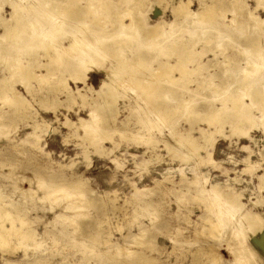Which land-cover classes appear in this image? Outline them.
Masks as SVG:
<instances>
[{"label":"rangeland","instance_id":"rangeland-1","mask_svg":"<svg viewBox=\"0 0 264 264\" xmlns=\"http://www.w3.org/2000/svg\"><path fill=\"white\" fill-rule=\"evenodd\" d=\"M177 1L178 0H146L144 7L146 8L145 16L147 21L150 24H153L158 20L164 22L171 21V19H174L171 8ZM183 1H189L188 8L194 12L201 10L202 6L205 7V5L211 4V0ZM221 2L222 3L215 5L217 12L222 10L220 9V5L222 4L223 7L221 8H223V11L225 8H227V10L229 8V0H221ZM243 2L246 5V12H244L242 16H239L241 21L237 24V28L234 27L231 30V27L233 26V24H230L231 18L233 17L231 11L225 10L223 17L221 15L220 18L218 17L223 27V32L219 35L221 38V42L218 45L219 47L217 46L213 49L209 48L212 47L213 42L216 40H213V42L209 44L203 43L204 38L210 37L211 39L215 34L217 35L216 31H208L204 34L205 36L201 37H199V35L195 36L197 41L195 45H192V50L203 51L207 49L202 55L197 56L195 60L204 63V74L212 75L209 79H207V77L202 78V75L197 73H190L185 80L177 81V83L176 81H168L166 77H160L158 79L159 81L155 82H158L160 84L159 86L162 85V88L166 90V93H160V96H151L152 98L155 97L152 99L148 93L150 89L146 90L145 88H140L137 81L138 79L131 81L129 78L138 77L139 79L148 81L147 79L154 80V77L146 72H137L138 70L130 71L127 68L126 74L121 76V81L119 79L117 80V83H114L117 84L114 85L115 89L113 88L115 90L113 91L114 95L112 97L105 95L101 96L97 95L93 89H89L88 85L97 88L102 79H107L106 70L110 69V64L105 60L102 64L101 70L98 71L92 69L88 71L87 85L80 82H74L71 78L67 81L68 86L74 91V94H76L77 89H79L80 92L86 95V99L89 101L87 104L82 103L78 96L73 97L70 101L66 100L65 91L56 90V85L53 83L54 81H52V77V80L46 79V82L45 80L37 81L35 77L30 78L29 81H27V83H29L28 85H30L29 89L25 88L21 81L18 82L17 80L12 82L13 87L25 96L29 102V106H31L29 109L30 111L28 110L26 112L27 116L24 112L22 113L20 110L16 109L10 120H7V113L5 111H8V109L13 107L8 108V105L4 104L3 101L6 96H12V91L8 88L4 90L6 93L0 96V148H2L0 150V156H4L0 157L3 158V161H0V191L7 195L4 197V200L9 201L5 207L12 208L15 212L17 211L16 207L19 208V210L23 209L22 213H26V218H31L29 226L31 230L35 232V235L43 234L46 231L47 233L51 232V240H48L45 243V246H47V248L49 246V250H51L50 255L53 257L52 261L54 264H143L140 258H144L146 255L155 258V260H157L156 264L157 262L158 264H211L212 262L213 264H219V259L220 264H243L242 261L247 262L246 264H264V249L259 243H257V238H259L261 233L260 231L264 229V159L261 155L264 151V121L262 122V120H264V117H262L264 115V107L262 106L264 105V102H262L264 99L258 100L256 105L251 108L249 115L252 122L246 120L244 121V124H241L242 129H247V132L244 134L238 131L232 133L230 130L232 126L227 121H225L222 126H219L217 123L216 125L208 124L203 120V117H201L204 114L205 106H207V104L212 103L213 108L220 107L221 105L219 100H214L216 95L212 92V83L222 86L223 83L226 84L231 82L229 81V76L232 75V77H239L241 74V68L246 65L247 57L252 56V53L256 52H252L249 49L255 42L262 43L258 50H264V23L258 25L254 19L249 18L247 15V11L253 10V14L257 17H264V7L260 6L255 8L256 0H243ZM125 5L126 4L121 5L119 9L125 7ZM216 6L218 7L216 8ZM10 11L11 8L8 3L0 0V18H9ZM223 11H221V13ZM90 16L91 15L89 14L87 18ZM248 20L250 22H248ZM95 21L88 22L89 26L91 25L95 27L100 24L110 23L108 17H101V15ZM3 29V24L0 20V34L3 32ZM73 29H76L74 23L67 25L65 34H62L61 37H59V34L56 36V39H59L58 42H67L71 37L69 30ZM188 36L189 33L184 29L178 32V38H181L182 42L191 39V36L190 38ZM221 43H224V45ZM128 50L127 47H124L123 49L126 53ZM161 50L158 51V49H156L152 54L148 53V55L150 54V58L148 59L150 61L149 65H152V68L156 67L155 72H157V74L159 73V68L157 67L160 61L168 58L171 60V63H174L176 59L174 54L166 57L167 50ZM48 51L50 52H47L46 54L53 53V50ZM42 52L43 42H39L37 46V44L27 43L26 41L14 54L17 55L23 63L27 59H30V63L34 64V71L36 73H41L44 71V68L41 66L38 67L37 65L47 60V57H44ZM156 54L159 55L157 59L156 57H154V59L153 57L151 58V56ZM215 54L217 56H215ZM0 55H3L1 54V50ZM6 56L11 57L12 55L6 54ZM225 58L227 59L225 60ZM5 63L6 62L0 60V77L8 73L7 64ZM193 66V62H186V69H190ZM104 67L108 69H104ZM60 70L61 69L56 70V75L59 73H67ZM173 72L171 76L176 77L179 75V72ZM123 76H125L124 79L122 78ZM232 77H230V79ZM49 81L52 82L50 83ZM7 82L4 83L7 84V86H10V81ZM199 84H201L200 87H197ZM239 84L240 83L238 82L236 85L232 81V84L228 86L235 91ZM7 86L4 85L3 87ZM227 92L229 91H226L225 93L227 94ZM111 98H113V100ZM190 98L198 104L197 116H191L188 113V110H186V107H184L183 110L179 109V104L185 105L184 101H187ZM103 99L113 101L112 108L114 111H110L108 106L100 111L101 116L100 113L98 115L97 111V120L100 122L105 120L106 122L103 123L104 126L101 125L103 128H98L96 134H91V136L93 135L92 137L90 134L89 136L86 135L80 128H74L73 125L68 127L63 123L67 117L78 124L77 120L79 117H89L90 109L93 105L95 103H105ZM139 99L141 102L138 101ZM145 100H147V102ZM136 101L140 102L139 104L142 109L140 107L137 108V105H134L136 108L133 106V104H136ZM246 101L249 102V98H247ZM44 102L47 104L46 106L53 105L54 103H57L58 105L56 108L50 109L44 106ZM165 102L173 104V108L167 112L168 114H166L165 111L163 113L158 112L159 110L154 108L157 107L158 104ZM150 103H154L153 107ZM145 104L148 105V108L145 107ZM259 105L263 108L262 110L259 109ZM149 106H151V108ZM143 108H147L148 110L145 111ZM150 109L151 111L152 109L153 111L155 110L154 112L152 111L154 115L152 112H149ZM131 110H133V112ZM104 114L109 116H104V119L101 120ZM164 114L166 116L165 118H162L164 117ZM144 118L146 120H144ZM156 118H159L160 121ZM35 120L39 124V128L42 124H45V122L51 125L48 127H51L52 130L45 131V133L42 134V138L38 141V145H40L43 150L34 148L28 143L24 145L21 142L23 136L32 131ZM161 121L162 124H160ZM41 127L45 128V126ZM121 129H124L125 132L120 133L119 130ZM200 129H204L206 132L211 131V129L212 131L216 130L214 135V145H212L210 155L206 154L207 152L202 147L197 148L198 144H202ZM106 134L111 135L108 138L102 139L101 137ZM190 135L196 140L190 142V145L192 144L191 146L189 145L188 140H184L188 139L187 136L190 138ZM94 139H96V141ZM180 140L184 141L181 143ZM17 143L19 145H17ZM172 144H175L173 148ZM8 146H12V148H7ZM174 147L177 149L175 150ZM4 148L6 150H4ZM98 148H100L101 152L97 150ZM133 154H138L140 157H134ZM137 158H140L139 161ZM246 158L248 159L245 160ZM55 166L58 169H56ZM63 168L65 169L63 170ZM52 169L57 171L55 175ZM246 169L249 170L247 171ZM13 170L15 171L14 173ZM224 170H228L227 173ZM81 171H84L83 175L81 174ZM14 174L16 175L13 177ZM74 174L76 176L80 175L79 178L82 177L81 179H83L86 184L88 183V190L73 191V188L65 186V190L58 191V187L56 186L58 184H68L69 182L67 181L72 180L74 178L73 176H75ZM53 175L54 178L52 177ZM84 175L85 177H83ZM29 176H31V178ZM179 176L181 178H179ZM156 179L160 181V185L158 183H156L157 185L154 184ZM192 179L194 181L197 179V182H194ZM39 180L42 181V183H48L46 187L52 191L49 195L50 197L42 196L45 190L42 191L44 187ZM49 180L51 181L49 182ZM178 183L180 185H178ZM201 183L202 186L205 187L207 194L209 190L208 195L206 192H198ZM259 183L261 184L259 185ZM162 185L166 187L163 188ZM147 186H158V188L156 187L154 189V187H148V189L146 188ZM168 186L170 187L168 188ZM136 187L145 188L142 190L146 191L142 192L143 195L139 197L135 196ZM210 187H215L220 190L222 189L220 191L223 193V196H220L222 200L226 196L230 197L231 194L232 196H238L241 204L243 202V209L246 210L247 216L255 213V215L261 218L259 221L260 225L258 223L255 226L256 228L249 227L245 221L246 216L243 214L240 215L241 213H238V210L231 211L230 213L233 212V214L229 213L227 217L231 215L229 217V222L232 223L231 221H233V229L228 228L224 234L223 232H215L216 234H213V236L211 235L212 233L210 234L207 232L208 229H205L203 230V233L201 232L195 236L196 229H200L201 226L208 227L210 225L209 222H212V219L213 222L218 220L217 215H219L218 211L220 209H225L224 207L229 208L227 205L224 206L220 201H218L220 204L211 201L210 195L212 192ZM61 192H63V194ZM81 193L85 194V196L83 197ZM58 195H61L62 197ZM75 195L79 199L81 198V200H77ZM128 195L135 199L132 198L129 200L130 197H127ZM40 196H42V202L38 198ZM71 197L73 198L72 200ZM127 198L130 202H128ZM69 199L71 200L70 202L72 205L75 206L66 209L67 211H63V206H65L66 203H69ZM112 200H114V202ZM132 200L135 203H133ZM210 201L211 203H208ZM53 205L54 207L52 208ZM114 205L116 207H114ZM120 206L122 207L120 208ZM207 206L209 208L212 207L211 209L213 211L209 208L207 209ZM114 208L116 209L114 210ZM61 210L64 215L62 216L63 219H61V217L59 218L60 220L57 219V225L59 226L55 225L54 228V224L49 222V220L53 218L55 212ZM235 212H237V215ZM124 216L126 218H124ZM133 219H135V221ZM131 220L133 221L131 222ZM6 223L8 224V222ZM115 224H117V226ZM140 228L145 234V238L143 237L145 243H141V246L139 243L134 245L133 243H131V245L123 243L126 242L124 241V235L131 238V234H135V232L139 233ZM249 228L252 229L250 230ZM120 229L122 231H119ZM205 231L210 235V238ZM234 232L237 233V236H235ZM105 239H108L111 243L109 242L108 244L104 242ZM11 240L14 243L17 242L15 238ZM114 242L121 245L124 244V247L128 249H135L138 253L133 255L128 254L129 256L127 254L115 255L111 253L115 248L113 244ZM202 247L206 250H203ZM109 248L111 250H109ZM207 250L213 251L214 254L218 256V260H215L216 256L213 259L214 261L211 257L209 258L206 253L203 252ZM2 252L3 251L0 249V263H3L2 260L7 257L6 253ZM194 256H196V258ZM10 257L17 259L21 256L19 253L18 256L12 255ZM192 258H194L193 263ZM235 258L237 262L235 261ZM132 261L136 263H131ZM19 264L27 263L20 262Z\"/></svg>","mask_w":264,"mask_h":264},{"label":"bare ground","instance_id":"bare-ground-1","mask_svg":"<svg viewBox=\"0 0 264 264\" xmlns=\"http://www.w3.org/2000/svg\"><path fill=\"white\" fill-rule=\"evenodd\" d=\"M3 1L8 3L9 7L11 8L9 18H7V19H1L0 18V20L3 24V28H4L3 32L0 34V39H1L0 50H1V54H3L2 56L0 55V60L2 62H6L5 64H7V69H8V73L5 75H2L0 77V96L4 95V93H6V91H4V90H6V88L10 89L12 91V96H10V97H9V95L6 97L4 96L5 98L3 97L4 98L3 103L8 105V108H11V107L14 108V109L11 108V109H8V111L7 110L5 111L7 113V115H6L7 120H10L13 112H15L16 109L20 110L22 113L24 112L26 115V112L30 109V106H31V105L29 106V102L25 98V96L20 91H18L15 87H13L12 82L17 81V80H18V82L21 81L24 84L25 88L29 89L30 85H28L29 83H27V81H29L30 78L35 77L37 79V81L45 80V82H46V79H51V77H52L53 80L52 79L51 80L54 81L53 83H55V85H56V90H59V91L64 90L65 91L66 100L70 101V99H72L73 97L78 96L79 99H81L82 103L87 104V102H89V101L86 99V95L84 93L80 92L79 89H77L76 94H74V91L70 88V86H68L67 81H68V79L71 78L74 82H80V83L87 85L88 71H90L92 69L98 70V71L101 70L102 64L105 60H107L109 62L108 64H110V69H109L110 71L106 70L107 79H102L97 88L93 87L92 85H88L89 89H93L97 95H101V96L105 95V96L112 97L114 95L113 94L114 93L113 91H115L114 85H117L114 83H117L118 82L117 80H119V79L121 81V76L126 74L127 68L130 71H137L138 70L137 72H143V73L146 72V73H148L154 77L153 78L154 80L147 79L149 82L144 81L142 79H139L138 77H136V78L130 77L129 78L131 81L132 80L135 81L138 79L137 81H138V85L140 88L142 87V88H145L146 90L150 89L148 91V93L150 94L149 95L150 97L151 96H157V95L160 96V93H166V90L164 88H162L163 86L162 85L159 86L160 84L158 82L157 83L155 82V81H159L158 79L160 77H162V78L166 77L168 79V81H176V83H177V81H182L183 79L185 80L186 77L190 75V73H197L199 75H202V78L207 77V79H209V78H211L210 76H212V75L204 74V70H205L204 63L195 60V58L197 56L202 55L207 49L203 50V51H195L194 49L192 50V45H195V43L197 41L195 39V36H198V35H199V37L205 36L204 35L205 33L213 30V31H216L217 35L215 34L213 36V38H211V39H210V37L204 38L203 43L209 44V43L213 42V40L214 41L216 40L215 42H213L212 47H209V48L213 49L214 47H217L221 42V40H220L221 38L219 35L223 32L222 31L223 27H222L221 22L219 21L218 17L219 18L221 16L223 17V15H224L223 13L225 12V10H227V8H225V10L223 11V8H221V7H223L222 6L223 4H222V5H220L221 7L220 6L219 7H220V9H222L221 11H223V12L221 13V11L220 12L216 11L217 9H215V5L222 3L221 0H211L210 5L207 4V5H205V7L202 6L201 10H198L195 12L188 8L189 1L185 2L183 0H178L176 3H174L172 5V8H171L174 19H171V21H169V22H164V21L158 20L155 23L150 24L147 21V18L145 16L146 8L144 6H145L146 0H3ZM123 4H126L125 7L119 9V7ZM225 6H227V5H225ZM228 6H229V8L227 11H231L232 12L231 14L233 16L231 18V23H230V24H233V26L232 27L229 26V27H231V30H232V28H234V27L237 28V24L241 21V19H239V16H242L243 13L246 12L245 11L246 5L244 4L243 0H229ZM260 6L264 7V0H256L255 8H258ZM217 7L218 6H216V8ZM253 8H254V6H253ZM252 11L251 10L247 11V15L249 16V18L254 19L258 25L263 24L264 23V17H257L256 15L253 14ZM89 14L91 16L89 18H87V16ZM100 15H101V17L102 16L108 17V21L110 23L99 25V23H100L99 22L98 23L99 26H95V27L91 26V25L89 26L88 22H91V21L94 22L95 20L98 19V17ZM249 20H248V22H250ZM73 23L76 25V29L75 30L74 29L69 30L71 33V37L69 38V40H67V42H65V43H59L58 42L59 39L57 40L56 36L59 34V37H61L62 34H65V30H66L67 25H71ZM243 23H245V22H243ZM94 25H95V23H94ZM240 26H242V25H240ZM182 29H184L185 31H187L189 33L188 37L190 38V36H191V39H187L186 41L182 42L181 41L182 39L178 38V32ZM26 41H27V43L29 42L31 44H37V46H38L39 42H41V43L43 42V52H42L43 54L42 55L44 57L46 56L47 60L42 62V63L39 62L40 64L37 65L38 67L41 66L44 68V71H42L41 73H36L34 71V68H33L34 64L30 63L31 62L30 59H27L23 63V62H21V59L17 55L14 54L17 51V49H19V47L22 44H24ZM221 44L224 45V43H221ZM261 44L259 42H255L252 46H250L249 49L252 52L253 51H256V52L252 53V56L247 57L246 65L241 68V71H240L241 74L239 77H237V76L232 77V75L230 74L231 76H229V81H231V82L230 83L228 82L226 84L223 83L222 86H219V84L212 83V92H213V94L216 95L214 100L215 101L219 100L221 105H220V107L213 108L212 107L213 104L209 103V104H207V106H205L204 114L201 117H203V120H205L208 124H213V125L215 124L216 125V123H217V124H219V126H222L223 123L225 121H227L232 126V128L230 129L232 133L238 131V132H241L242 134H244L247 132L246 128H245V130L242 129L241 124H244V121H246V120L249 122L250 121L252 122V119L249 115L251 108H253V106L256 105V102L258 100L264 99V50L263 51L258 50V48L261 46ZM190 46H191V48H190ZM225 46H226V44H225ZM124 47H127L129 49L127 53L123 51ZM156 49H158V51H160L161 49H166L167 50L166 51L167 52L166 57H169V56H171V54L172 55L174 54L175 58H176L174 63H171V60L168 58H166V60L160 61L158 63V67H157V68H159L158 74H157V72H155L156 67L152 68L151 67L152 65H149L150 61L148 60L150 58V56H149L150 54L148 55V53L152 54L154 51H156ZM48 50H53V53L52 54L51 53L46 54L47 52H50ZM248 50H246V51H248ZM198 53H199V55H198ZM6 54H10L12 56L7 57ZM216 54H215V56H217ZM152 57H153V59H154V57H156V59H157L159 57V55L156 54V55L151 56V58ZM226 59L227 58H225V60ZM194 60H195V62H194ZM189 61L193 62L194 66L190 69H186L187 68V67H185L186 62H189ZM229 63H231V62H229ZM225 66H227V65H225ZM58 69H61L63 72L65 71L67 73L66 74L59 73L58 75H56V70H58ZM104 69H108V68L104 67ZM173 71L179 72L178 73L179 75L176 77L171 76ZM227 71H229V70H227ZM235 71H232V72H235ZM225 73H229V72H225ZM233 75H235V74H233ZM124 77L125 76H123L122 78L124 79ZM230 77H232V78L230 79ZM127 79H128V77H127ZM125 80H126V78H125ZM7 81H10L9 82L10 86H7V84L4 83ZM52 81H49V82L51 83ZM127 81H129V80H127ZM232 81L236 85L238 84V82L240 83L238 85V87L235 89V91L233 89H230V87L228 86V85L232 84ZM53 83H52V86H53ZM119 84H120V82H119ZM4 85H6L7 87H3ZM129 85H130V83H129ZM200 85L201 84L197 85V87H200ZM226 91H229V92H227V94H226L225 93ZM138 96H136V97H138ZM103 98H105V97H103ZM106 98H108V97H106ZM153 98H155V97H153ZM247 98H249V102L246 101ZM111 99L113 100V98H111ZM104 101H105V103H103V104L95 103L93 105V107L90 109L89 117H87V118L79 117V119L77 120L78 124H76V122H74V121H71L67 117L63 123L68 127H71L73 125L74 128L82 129V131H84V133L88 136H89V134H90V136H91V134H96V131L98 130V128L102 127L101 125H103V123L106 122L105 120L102 122L97 120V115H96L97 111H98V115H99L100 111L104 110V108L106 106L109 107L110 111H114L112 108V102L113 101H111L109 99H106ZM138 101H140V99ZM138 101H136V104H133V106L137 105L136 107L139 108L140 107L139 103L141 101L140 102H138ZM142 101H143V99H142ZM145 101L147 102V100H145ZM153 101H155V100H153ZM158 102H159V100H158ZM184 102H185V105L179 104V109L183 110L184 107H186V110H188V113L191 116H197V114H198L197 113V107H198L197 105L198 104H196L194 101H192L191 98L187 101H184ZM262 102H264V101H262ZM133 103H135V102H133ZM48 104H50V103H48ZM153 104L154 103L151 104L152 107H153ZM46 105L47 104L45 103L44 104L45 107L50 108V109H54L57 107L58 104L54 103L53 105H48V106H46ZM113 106H114V104H113ZM147 106L148 105L145 104V107H147ZM262 106L264 107V105H262ZM143 107H144V105H143ZM149 107L151 108V106H149ZM147 108L146 109L143 108V109L145 111H147L148 110ZM154 108L159 110L158 112L163 113L165 111V113L168 114L167 112H169V110H171L173 108V104H171L170 102H165L162 104H158L157 107H154ZM259 109L262 110L263 108L260 106ZM131 111L133 112V110H131ZM152 111H153V109H152ZM152 111H151V109L149 110V112H152ZM115 112H117V111H115ZM153 115H154V113H153ZM100 116H101V113H100ZM104 116H109V115L104 114L102 116V119H101V117H100V119L103 120ZM163 116L164 117H162V116L161 117L165 118L166 115L164 114ZM262 117H264V115ZM111 118H113V117H111ZM156 119H159V118H156ZM144 120H146V119L144 118ZM159 121H160V119H159ZM263 121L264 120H262V122ZM160 124H162V121ZM41 126H45V128H42ZM41 126L39 128V124L35 120L33 123L32 131L26 133L23 136V138L21 139L22 144L25 145L26 143H28V144H31V146L34 148L43 150V148H41V146L38 145V141H39V139L42 138V134L45 133V131H51L52 129H51V127L50 128L48 127L51 125L47 122H45V124H42ZM220 128H218V129H220ZM119 131H120V133L125 132L124 129H121ZM215 133H216V130L212 131V129H211V131L206 132L204 129H200L202 144L201 145L198 144L197 148L202 147L207 152L206 154L210 155L212 145H214L213 143H214ZM218 133H220V132H218ZM110 135L111 134H106V135H104L102 137L100 136V137L102 139H105V138L110 137ZM84 137H85V135H84ZM187 138L188 139H184V140L185 141L188 140L189 145H190V142H193L195 140V138L191 137V135H190V138L188 136H187ZM94 140L96 141V139H94ZM184 140H182V141H184ZM182 141L180 140L181 143H182ZM195 143H197V142H195ZM17 145H19V144L17 143ZM174 145L172 144V148ZM12 146H8L7 148H9V147L12 148ZM170 146H171V144H170ZM195 148H196V146H195ZM1 149L2 148H0V150ZM90 149H91V147H90ZM174 149L176 150L177 148L174 147ZM4 150H6V149L4 148ZM97 150H99L101 152L100 148H98ZM39 154H40V152H39ZM190 154H191V152H190ZM133 155H134V157L135 156L140 157V155H138V154H133ZM261 155L264 159V151L261 153ZM2 156H0V157H2ZM188 157H189V153H188ZM2 159L3 158H0V161H3ZM137 159L139 161L140 158H137ZM155 159H157V158H155ZM247 159L248 158H246L245 160H247ZM59 168H60V166H59ZM248 168H249V166H248ZM54 169H52V170H53V173L55 175L57 173V171ZM56 169H58V168L56 167ZM64 169L65 168H63V170ZM14 170H13V173L15 172ZM195 171H197V170H195ZM227 171H225V172L227 173ZM83 172L81 173L82 175H83ZM8 173H11V172H8ZM195 174H197V173H195ZM15 175L16 174H14L13 177ZM54 175L52 176L53 178H54ZM193 175H194V173H193ZM198 176H196V177H198ZM29 177L31 178V176H29ZM73 177H72L73 178L72 180L67 181V182H69L68 184L67 183L62 184V185L58 184L56 186V187H58L57 188L58 191L59 190H65L66 189L65 186L73 188V191H84L85 189H87L88 183L86 184L84 182V180L81 179L82 177L79 178L80 175L79 176L75 175ZM83 177H85V175ZM192 177H194V176H192ZM260 177L263 178L262 176H260ZM165 178H166V176H165ZM165 178H163V179H165ZM179 178H181V177L179 176ZM191 178H190V180H191ZM185 179H186V177H185ZM188 179H189V177H188ZM157 180L158 179L155 180L156 182L154 184L160 183V181L159 180L157 181ZM196 180L197 179H195V181L194 180L193 181L197 182ZM201 180H203V179H201ZM33 181H34V179H33ZM33 181H31V182H33ZM47 181H48V179H47ZM50 181L51 180H49V182ZM167 181H168V179H167ZM186 181H188V180H186ZM39 182L44 187V189L42 187H40L43 189L42 191L45 190V192L42 196L43 197L49 196L50 193H52V191L46 187L48 183L47 184L42 183V181H40V180H39ZM171 183H172V181H171ZM173 183H175V182H173ZM132 184H133V182H132ZM198 184H199V182H198ZM260 184L261 183H259V185ZM178 185H180V184L178 183ZM181 185H182V183H181ZM192 185H194V184H192ZM196 185H197V183H196ZM196 185H195V187H196ZM148 187L149 186H147L146 188H148ZM152 187H154V189L156 187L158 188V186H156V187L150 186L149 188H152ZM164 187H166V186H163V188ZM169 187L170 186H168V188ZM215 187H213V188L210 187L211 189L208 188L212 192L211 193L212 196L210 195L211 201H215V202L220 201L223 203L224 206L227 205L229 208L224 207L225 209H220L218 211L219 215H217L218 220L216 222H213V219H212V222L211 221L209 222L210 225L208 227H204V226L199 225L201 227H200V229L195 230V236H197L201 232L203 233V230H205V229H208L207 232L210 234L212 233L211 234L212 236H213V234H216L218 232H223V234H224L228 228L233 229L234 228V226L232 224L233 221H231L232 223L229 222L230 221L229 217L231 215L229 217H227L231 211H237L238 210V213L239 212L241 213L240 215L243 214L244 216H246L245 221L249 227H255L258 223L260 225L259 221L261 218L259 216L255 215V213L249 214L247 216L246 210L243 209V205H242L243 202L241 204V202L238 199L239 198L238 196H236V195L232 196V194H231L230 197L226 196L222 200V198L220 197V196H223L222 195L223 193L220 192L222 189L220 190V189L215 188ZM135 189H136L135 196H138V197L143 195L142 192L146 191V190H144V191L142 190L145 188H140V187H136ZM165 191H167V190H165ZM198 192H200V193L206 192V194H207V191H206L205 187L202 186V183H201V186L198 188ZM227 192H225V193H227ZM61 193L63 194V192H61ZM74 194H76V193H74ZM208 194H209V190H208ZM33 195H34V193H33ZM82 195H83V197L85 196V194H82ZM129 195L127 197H130ZM202 195H204V194H202ZM5 196H7V195L4 194L2 191H0V249L3 251L2 253H6V256H7V257L5 256L6 258L3 257L4 259L2 258L3 263H0V264H19L20 262H26L27 264H52V263L54 264V262L52 261L53 257L50 255L51 250H49V246H48V248H47V246H45L46 245L45 243L48 240H51V235H50L51 232L47 233V231H46L43 234L35 235V232L32 231L30 226H29L31 223V218H29V219L26 218V213H22L23 209L19 210V208L16 207L17 211L15 212V211H13L14 209L12 210V208L10 209V208L5 207V205H7L9 203V201L4 200ZM42 196L38 197L39 200H41V202H42ZM58 196H61V195H58ZM67 196H69V195H67ZM88 196H89V194H88ZM31 197H33V196H31ZM132 198H134V197H132ZM132 198L130 197L129 200H131ZM72 199L73 198L71 197V200ZM76 199L78 200L79 198L77 197ZM259 199H261V198H259ZM35 200H36V198H35ZM71 200L69 199V203H66L65 206H63V211H67L66 209H70V208H73L75 206V205L74 206L72 205V203L70 202ZM80 200H81V198L79 199V201ZM127 200H128V198H127ZM129 200H128V202H130ZM112 201L114 202V200H112ZM112 201H111V204H112ZM211 201L208 203H211ZM83 202H84V200H83ZM73 203H74V201H73ZM125 203H126V201H125ZM133 203H135V202L133 201ZM81 205H82V203H81ZM213 205H211V206L214 207ZM215 205H217V204H215ZM79 206H80V204H79ZM122 206H120V208ZM53 207H54V205L52 206V208ZM114 207H116V206L114 205ZM212 207L209 208L207 206V209L209 208L210 210H212L211 209ZM27 208H29V207H27ZM217 208H216V210H217ZM219 208H220V206H219ZM115 209L116 208H114V210ZM207 211H209V210H207ZM128 212H127V214H128ZM216 213H217V211H216ZM235 213L237 215V212H235ZM230 214H233V212ZM65 215H67V214H65ZM62 216H64L62 213V210L57 211L54 213L53 218L51 220H49V222L54 224V226H53L54 228H55V225L59 226V225H57V223H58V220H60L59 219L60 217H61V219H63ZM129 216H130V214H129ZM212 216H213V214H212ZM124 218H126V217L124 216ZM236 218H237V216H236ZM74 219H76V218H74ZM133 220L135 221V219H133ZM133 220H131V222ZM70 221H71V219H70ZM151 221H152V219H151ZM6 222H8V224ZM234 222H235V220H234ZM240 222H241V220H240ZM72 223H73V221H72ZM200 224H201V222H200ZM71 225H73V224H71ZM115 225L117 226V224H115ZM116 226H113V227H116ZM119 226H120V224H119ZM249 229L251 230L252 228H249ZM144 230H146V229H144ZM119 231H122V230L120 229ZM207 232L205 231V233H207ZM260 232H261L260 236H259V238H257V243H259L264 249V229L261 230ZM150 233H151V231H150ZM124 234H127V233H124ZM131 235H132L131 238L130 237L128 238L127 235H124L125 236L124 241H126V242H123V243L130 244V245H131V243H133V245L137 244V243H139V245L143 242L145 243V241H144L145 234L141 228L139 230V233L135 232V234H131ZM217 235H219V234H217ZM208 236L210 238L209 234H208ZM235 236H237V233H235ZM13 237L16 239V241H17L16 243H14L11 240V239H14ZM213 239H214V237H213ZM104 242H106L108 244H109V242L111 243V241H109L108 239L107 240L105 239ZM113 244H114L115 248L113 247L114 250L112 248L113 251L112 252L110 251V252L115 254V255H118V254H127V255L132 254L133 255L135 253H138V252H136L135 249H132V248L128 249V248L124 247V244L121 245V244H118L116 242H114ZM103 245H105V244H103ZM202 249L206 250L203 247H202ZM109 250H111V249L109 248ZM200 250H201V248H200ZM207 251H209V250H207ZM207 251H203V252H205L206 255L209 258L211 257L213 260L214 257L216 256V254H214V252L211 250L209 252H207ZM239 251H240V249H239ZM19 253L21 256L20 258L13 259L10 257L12 255L18 256ZM206 255L204 254V256L207 258ZM194 257L196 258V256H194ZM140 259L142 260L141 262L143 264H156V261H157V260H155V258L148 257L147 255L144 258L141 257ZM192 259H193L192 260V263H193L194 258H192ZM196 260H198V259H196ZM215 260H218V256L215 257ZM218 261L220 264V259ZM235 261H236V258H235ZM210 262H211V259H210ZM131 263H136V262L132 261ZM242 263L246 264L247 262L242 261ZM157 264H158V262H157ZM211 264H213V262Z\"/></svg>","mask_w":264,"mask_h":264}]
</instances>
